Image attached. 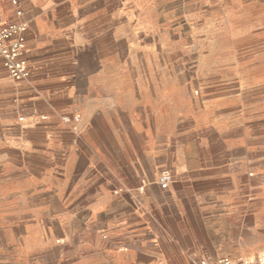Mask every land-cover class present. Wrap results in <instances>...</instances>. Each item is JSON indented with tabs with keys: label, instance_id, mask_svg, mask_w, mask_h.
<instances>
[{
	"label": "rangeland",
	"instance_id": "rangeland-1",
	"mask_svg": "<svg viewBox=\"0 0 264 264\" xmlns=\"http://www.w3.org/2000/svg\"><path fill=\"white\" fill-rule=\"evenodd\" d=\"M201 15L202 26L193 27L207 33L157 41L180 46L179 54L129 55L122 66H114L106 80L113 83V113L106 124L98 121L97 141L121 150L123 163L83 169L92 171L88 188L98 191L115 175L130 173V180L112 188L111 197L119 201L122 193L131 194L135 214L162 227L169 222L184 236L175 245L184 263L159 257L156 264L242 261L264 252V0H209ZM22 82L16 83L18 89ZM20 96L18 90L19 125L26 112ZM35 164L27 169L35 182L40 175L60 174L46 162ZM163 170L172 176L169 188L159 189L168 197L169 221L158 218L152 201L143 197L149 186L159 188ZM10 188L0 184V264H74L73 249L62 247L69 241L62 219L72 220L74 200L58 197L51 183L17 196L5 193ZM79 202L82 240L118 264L105 249L110 235L92 230L88 200ZM103 220L102 214L98 222ZM148 227L143 221L141 228Z\"/></svg>",
	"mask_w": 264,
	"mask_h": 264
},
{
	"label": "crops",
	"instance_id": "crops-1",
	"mask_svg": "<svg viewBox=\"0 0 264 264\" xmlns=\"http://www.w3.org/2000/svg\"><path fill=\"white\" fill-rule=\"evenodd\" d=\"M208 2L0 0L3 21L26 25L22 56L30 70L29 78L18 89L17 82L9 77L0 61V184L10 185L5 193L17 196L27 194V189L39 184L43 187L51 183L58 197L74 200L72 220H66V216L62 219V225L66 226L64 236L70 241L62 243V247L73 249L74 264L111 263L98 246L86 244L81 238L79 201L84 197L90 204L89 213L95 217L92 230L104 229L110 235L105 249L109 248L108 255L114 256L118 264L129 261L156 264L159 257L184 263L175 247L182 243L184 236L169 227V222H163L162 227L155 219L135 214L133 197L127 192L122 193L119 201L111 197L112 188L130 180V173L115 175L107 181L105 189L98 191L88 188L86 180L92 171L83 169L96 163L104 167L112 162L123 163L118 154L121 150L97 141L98 121L106 124L113 113V83L106 80L111 78L114 66H122L123 57L129 55L182 52L180 46L162 45L157 41L192 40L198 32L207 33L202 28L197 31L193 25L202 26L201 11ZM18 90L20 97L26 100L22 102L26 112L19 117L23 122L20 125L16 122ZM64 117H68L69 122H64ZM35 162H46L60 174L40 175L35 182L27 171ZM20 167L24 169H17ZM139 180L137 177L136 182ZM159 189L149 186L143 197L152 201V210L159 212L158 218L169 221L168 197ZM1 191L4 193L3 189ZM124 208L126 213L119 216L112 212ZM161 211L165 213L162 215ZM102 214L104 220L99 223ZM143 221L149 225L147 229L141 228ZM114 246L122 251H114ZM146 248L150 252H146Z\"/></svg>",
	"mask_w": 264,
	"mask_h": 264
},
{
	"label": "built area",
	"instance_id": "built-area-1",
	"mask_svg": "<svg viewBox=\"0 0 264 264\" xmlns=\"http://www.w3.org/2000/svg\"><path fill=\"white\" fill-rule=\"evenodd\" d=\"M13 3L16 4V1ZM17 14L20 15V11H17ZM25 32V24L7 22L0 18V61L9 77L16 82L25 81L30 76V70L22 56L25 49ZM69 120L68 117L63 118L64 122ZM171 181L172 176L168 170H163L157 177V185L161 190H167ZM190 262L191 264H258L257 261L246 262L229 258L215 260L194 258Z\"/></svg>",
	"mask_w": 264,
	"mask_h": 264
},
{
	"label": "bare ground",
	"instance_id": "bare-ground-1",
	"mask_svg": "<svg viewBox=\"0 0 264 264\" xmlns=\"http://www.w3.org/2000/svg\"><path fill=\"white\" fill-rule=\"evenodd\" d=\"M242 261H246V262L257 261L258 264H264V252L260 253L256 257L252 256V257L245 258Z\"/></svg>",
	"mask_w": 264,
	"mask_h": 264
}]
</instances>
